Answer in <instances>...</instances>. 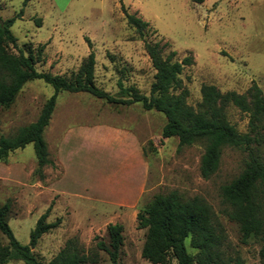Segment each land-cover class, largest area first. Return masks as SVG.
Returning a JSON list of instances; mask_svg holds the SVG:
<instances>
[{"label":"rangeland","instance_id":"374dc122","mask_svg":"<svg viewBox=\"0 0 264 264\" xmlns=\"http://www.w3.org/2000/svg\"><path fill=\"white\" fill-rule=\"evenodd\" d=\"M120 3L148 23L147 41L167 42L164 52L174 50L176 59L192 57L193 63L179 75L189 104L199 100L204 83L220 91L243 92L253 81L264 96V0H0V18L21 10L9 29L19 45L44 44V61L36 63L37 70L68 75L92 50L96 86L114 95L120 81L147 94L154 70L142 40L126 24ZM52 93L53 88L40 79L26 81L13 103L0 111V133L10 134L34 120ZM227 117L239 130L245 129L244 114L229 108ZM163 123L160 112L144 110L139 103H109L81 91L57 92L43 137L48 158L59 160L63 173L47 164L38 176L31 143L0 160V203H8L6 221L15 239L27 244L35 220L49 208L45 221L58 218L59 222L31 248L40 263L48 261L65 239L75 236L85 251L97 254L94 262L84 264H110L107 254L95 249L94 236L107 241L105 225L118 222L122 242L117 264H152L140 255L144 228L136 227L135 213L154 193L174 189L184 196H201L221 221L229 248L238 250L246 264H257V244H240L237 226L220 212L219 186L239 171L242 152L224 148L217 170L203 178L198 171L202 147L177 148L176 137L160 136ZM104 124L121 131L100 141L97 131L105 128L95 126L94 131L92 126ZM122 129L138 135L146 163L143 189L131 205L118 200L134 192L125 189L138 182L140 165L134 155V166L130 161L125 166L132 153L118 138ZM6 244L7 238L0 233V247ZM184 245L190 254L195 253L188 238ZM0 264L23 263L9 259Z\"/></svg>","mask_w":264,"mask_h":264},{"label":"trees","instance_id":"16d2710c","mask_svg":"<svg viewBox=\"0 0 264 264\" xmlns=\"http://www.w3.org/2000/svg\"><path fill=\"white\" fill-rule=\"evenodd\" d=\"M190 1L201 3L203 0ZM120 10L126 24L142 40L143 50L154 70L147 94L133 86H123L120 81L114 95L96 86L92 50L68 75L37 70L36 63L44 61V44L19 45L9 29L21 10L15 16L0 18V111L13 103L26 81L40 79L53 88L34 120L18 126L10 134L0 133V160L10 151L31 143L36 162L34 172L41 176L43 166L52 165L43 131L59 91L86 92L109 103H139L142 109L163 115L162 138L176 137L177 148L192 144L202 147L198 171L203 178L217 170L224 148L242 152L239 171L219 186L220 212L237 226L240 244H257V264H264V96L260 87L252 81L243 92L220 91L215 85L204 83L199 87V100L194 105L189 104L186 101L188 90L179 75L184 66L193 63L192 57L184 55L176 59L174 50L164 52L167 42L147 41L144 30L148 23L127 12L122 3ZM229 108L244 114V130L228 120ZM48 210L46 208L35 220L27 244H21L6 221L8 203H0V233L7 238V244L0 247V263L9 259L23 264H84L96 260L97 254L85 251L75 236L65 239L63 246L45 263L35 258L31 248L41 234L59 222L58 218L45 221ZM135 221L137 228H144L140 255L152 264H246L238 250L229 248L221 221L201 196H184L174 189L154 193L136 211ZM121 231V223H107V241L94 236L95 249L104 251L110 264H117ZM185 238L195 249L193 255L185 248Z\"/></svg>","mask_w":264,"mask_h":264},{"label":"crops","instance_id":"0c3cea01","mask_svg":"<svg viewBox=\"0 0 264 264\" xmlns=\"http://www.w3.org/2000/svg\"><path fill=\"white\" fill-rule=\"evenodd\" d=\"M54 108L52 110V113L50 115L49 121L47 126L49 125V123L52 120V114H53ZM96 122V121H94ZM102 122V121H99ZM105 122V121H104ZM106 124H108L109 122H105ZM93 125L92 128L95 131V126H103L105 128V130L101 127L97 132H100V134H97V138L100 139V141H107V139L111 136L114 132H119L121 131V129L119 130L117 127H114V125ZM110 124H113L110 122ZM89 127H86V129H88ZM71 132V128L67 129L66 134L64 135V138L66 139V137L68 136V133ZM100 135V136H98ZM137 137V138H136ZM121 142L124 141L125 147H128L131 150L132 155H128V158L126 159V165L128 161H130V165L131 167L134 166V162L137 161V156L136 157H132L134 155H138V162H139V180L138 182L132 186V188H126L125 190H134V192H132V194L130 195V197L128 199H120L118 201H120V203H123L125 205H131L134 202V199L136 198L137 192L138 190H142L143 189V177L144 174H146V163L144 162V158H143V152H142V147L139 143V138L138 135H135L132 131H130V129H122V132L120 133V136L118 137ZM129 151V150H128ZM134 159V160H132ZM52 166H55L56 168L58 167V169H60V174L63 173V167L60 164L59 160H54L52 162ZM45 172V171H44ZM60 177V176H59ZM58 178V177H57ZM47 179V178H46ZM52 189V188H51ZM124 190V189H123ZM117 201V202H118Z\"/></svg>","mask_w":264,"mask_h":264}]
</instances>
